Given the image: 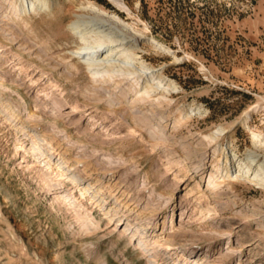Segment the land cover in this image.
Listing matches in <instances>:
<instances>
[{
	"label": "rangeland",
	"instance_id": "374dc122",
	"mask_svg": "<svg viewBox=\"0 0 264 264\" xmlns=\"http://www.w3.org/2000/svg\"><path fill=\"white\" fill-rule=\"evenodd\" d=\"M9 1L0 264H264L262 170L208 184L217 159L264 160V0H56L24 24ZM90 4L119 17L145 64L176 83L161 105L66 67L67 25ZM177 108L189 111L183 123ZM219 128L222 155L205 138Z\"/></svg>",
	"mask_w": 264,
	"mask_h": 264
},
{
	"label": "bare ground",
	"instance_id": "6f19581e",
	"mask_svg": "<svg viewBox=\"0 0 264 264\" xmlns=\"http://www.w3.org/2000/svg\"><path fill=\"white\" fill-rule=\"evenodd\" d=\"M55 1L11 0L9 1V14L24 24L23 16L29 17L31 13L49 10L55 6ZM112 1L124 7L118 0ZM87 7L91 8L90 12L76 13L74 19L67 25L72 37L75 38L76 48L71 51L70 60L66 62V67L77 70L79 64L84 66L94 86L102 84H112V86L122 84V86H127L129 98L133 100V103L155 102L161 105L162 100L167 98L168 92L170 93L171 89L176 88V83L163 77L162 71L153 70L152 67L145 64L143 57L137 53L138 46L135 38L133 39V36L124 30L120 24L123 21L119 17H110L108 16L110 13L106 10L92 4ZM148 45L154 50H165L157 41L149 40ZM178 108L175 113L179 115L182 113V116L177 118V122L182 121L183 123L184 119L190 114L189 111H182ZM254 108H258V106ZM191 110L193 109H190V112ZM196 112L202 115V111L198 110ZM224 131V128H219L214 133H209V135L205 136L208 143L212 144L213 151L218 155H222L225 152L218 142ZM45 144L49 145L50 150L54 153L59 150L49 141ZM77 163L80 162L78 161ZM89 164H83L84 175L87 174V176L88 174L92 175V172L96 171L94 167L89 168ZM252 164H256V168L261 169L264 175V160L260 161L257 156H253L252 152L248 154L245 160L234 159L230 162L227 156L217 159L212 168L215 172L209 175L208 184L216 188L229 185L230 180L238 175L245 179L256 181L254 180L255 178L249 177L250 173L251 175L254 173L260 176L258 171L252 170ZM100 180V178L95 176L92 181L93 185L100 183ZM257 183L264 184V181Z\"/></svg>",
	"mask_w": 264,
	"mask_h": 264
}]
</instances>
